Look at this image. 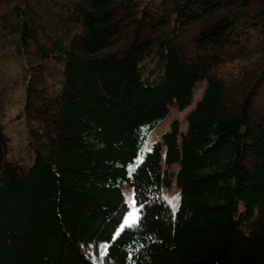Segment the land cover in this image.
<instances>
[{"label": "trees", "instance_id": "obj_1", "mask_svg": "<svg viewBox=\"0 0 264 264\" xmlns=\"http://www.w3.org/2000/svg\"><path fill=\"white\" fill-rule=\"evenodd\" d=\"M0 264H264V0H0Z\"/></svg>", "mask_w": 264, "mask_h": 264}, {"label": "rangeland", "instance_id": "obj_2", "mask_svg": "<svg viewBox=\"0 0 264 264\" xmlns=\"http://www.w3.org/2000/svg\"><path fill=\"white\" fill-rule=\"evenodd\" d=\"M205 84L206 81L205 80H201V82H198L195 90H194V97L192 99V102L186 106L184 109H176L173 108L171 110V113L168 114L167 117H165L162 121H160L149 133L147 141L140 153L139 158L141 159V157L144 155V152L149 149L153 142L157 139H159L163 133L164 130L168 129L171 126V123L173 121L174 118L179 119L180 121V126L183 130L187 131L188 129V124H187V118L186 115L188 113V111L195 105V103L197 102V100L200 98L201 94L203 93L204 89H205ZM163 191V195L165 196V198L168 201H172L171 206L174 210H176L180 204V200H181V188L179 187L176 178H174V180L172 181V183L169 186H164L162 188ZM128 198L130 200V209L128 210V212L126 213L121 225L118 227V231L121 230L125 225H126V221L128 223H130L135 216L138 214L137 213V208L139 207V204L134 202L135 198L133 196V190L131 188H128L126 190ZM178 195V201L176 200H172L173 197H176ZM175 205V207H174ZM102 246L103 244L106 245V242L101 243ZM104 245V246H105Z\"/></svg>", "mask_w": 264, "mask_h": 264}, {"label": "snow or ice", "instance_id": "obj_3", "mask_svg": "<svg viewBox=\"0 0 264 264\" xmlns=\"http://www.w3.org/2000/svg\"><path fill=\"white\" fill-rule=\"evenodd\" d=\"M131 174H132V171L129 172V175H131ZM134 196L136 197V200L134 202L139 203V193L138 192L134 193ZM172 200L178 201V195L176 197H173ZM169 203H172V201H169ZM174 207H175V205H174ZM143 208H144V204L139 203V207L136 210L138 214L135 216V218L130 223H128L126 221L127 227H129V228L136 227L142 222ZM101 255H104V253H101Z\"/></svg>", "mask_w": 264, "mask_h": 264}]
</instances>
